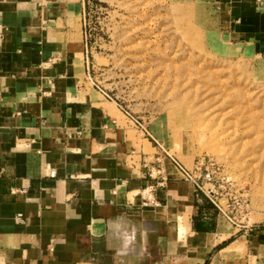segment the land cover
<instances>
[{
    "label": "crops",
    "instance_id": "obj_1",
    "mask_svg": "<svg viewBox=\"0 0 264 264\" xmlns=\"http://www.w3.org/2000/svg\"><path fill=\"white\" fill-rule=\"evenodd\" d=\"M89 1L0 0V264L250 263L264 231L230 242L159 127L90 82ZM211 1L231 43L264 54V0Z\"/></svg>",
    "mask_w": 264,
    "mask_h": 264
},
{
    "label": "rangeland",
    "instance_id": "obj_2",
    "mask_svg": "<svg viewBox=\"0 0 264 264\" xmlns=\"http://www.w3.org/2000/svg\"><path fill=\"white\" fill-rule=\"evenodd\" d=\"M83 27L94 88L133 124L159 127L230 242L264 231V54L231 43L211 0H90ZM243 249L241 264H264V249Z\"/></svg>",
    "mask_w": 264,
    "mask_h": 264
},
{
    "label": "built area",
    "instance_id": "obj_3",
    "mask_svg": "<svg viewBox=\"0 0 264 264\" xmlns=\"http://www.w3.org/2000/svg\"><path fill=\"white\" fill-rule=\"evenodd\" d=\"M174 164L176 165L177 169L179 170L180 174L182 175V177L189 182H192L196 188V192L199 195L204 196V191L201 188V186L193 179V177L191 176L190 172L188 170H186L181 164H179L177 161L173 160ZM154 193V188L153 187H149L144 191V204H150L153 203L154 201L152 200V196ZM204 194V195H203ZM206 196V195H205ZM208 198V197H207ZM209 201L222 213V210L219 209V207L215 204V202L209 198Z\"/></svg>",
    "mask_w": 264,
    "mask_h": 264
},
{
    "label": "bare ground",
    "instance_id": "obj_4",
    "mask_svg": "<svg viewBox=\"0 0 264 264\" xmlns=\"http://www.w3.org/2000/svg\"><path fill=\"white\" fill-rule=\"evenodd\" d=\"M182 75V74H181ZM192 76V75H191ZM191 78V77H190Z\"/></svg>",
    "mask_w": 264,
    "mask_h": 264
}]
</instances>
